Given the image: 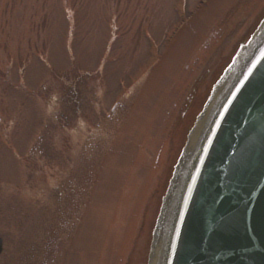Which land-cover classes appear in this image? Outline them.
I'll list each match as a JSON object with an SVG mask.
<instances>
[{
    "label": "rangeland",
    "instance_id": "rangeland-1",
    "mask_svg": "<svg viewBox=\"0 0 264 264\" xmlns=\"http://www.w3.org/2000/svg\"><path fill=\"white\" fill-rule=\"evenodd\" d=\"M264 0H0V264H148L189 130Z\"/></svg>",
    "mask_w": 264,
    "mask_h": 264
},
{
    "label": "water",
    "instance_id": "water-1",
    "mask_svg": "<svg viewBox=\"0 0 264 264\" xmlns=\"http://www.w3.org/2000/svg\"><path fill=\"white\" fill-rule=\"evenodd\" d=\"M148 264H264V20L188 135Z\"/></svg>",
    "mask_w": 264,
    "mask_h": 264
},
{
    "label": "trees",
    "instance_id": "trees-1",
    "mask_svg": "<svg viewBox=\"0 0 264 264\" xmlns=\"http://www.w3.org/2000/svg\"><path fill=\"white\" fill-rule=\"evenodd\" d=\"M248 40H249V39H248ZM248 40H247V41H248ZM247 41H246V42H247ZM246 42H245V43H246Z\"/></svg>",
    "mask_w": 264,
    "mask_h": 264
}]
</instances>
